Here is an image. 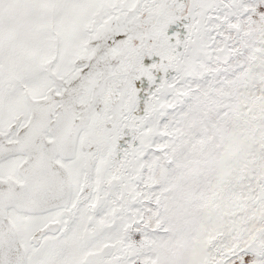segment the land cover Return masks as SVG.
<instances>
[{"label": "snow or ice", "instance_id": "obj_1", "mask_svg": "<svg viewBox=\"0 0 264 264\" xmlns=\"http://www.w3.org/2000/svg\"><path fill=\"white\" fill-rule=\"evenodd\" d=\"M0 264H264V0H0Z\"/></svg>", "mask_w": 264, "mask_h": 264}]
</instances>
